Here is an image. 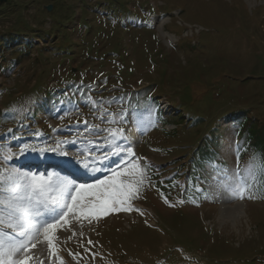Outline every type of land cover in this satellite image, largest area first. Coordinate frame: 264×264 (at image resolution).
I'll list each match as a JSON object with an SVG mask.
<instances>
[{"label":"rangeland","instance_id":"374dc122","mask_svg":"<svg viewBox=\"0 0 264 264\" xmlns=\"http://www.w3.org/2000/svg\"><path fill=\"white\" fill-rule=\"evenodd\" d=\"M0 47V199L12 202L0 214L32 207L31 192H16L10 177L13 162L30 153L35 163L65 159L64 171L46 173L73 180L67 165L85 176L82 159L101 167L95 180L122 159H139L145 179L133 210L70 214L57 229L69 264H264V142L233 137L241 118L264 127V0H8L0 3ZM60 88L74 104L51 103ZM148 95L162 110L154 128L136 120L152 106L128 103ZM116 130L126 139L115 143L134 157L110 155ZM206 138L222 145L216 170L198 184L201 198L185 197L189 159ZM24 146L33 150L21 153ZM241 178L249 185L243 199L229 190ZM47 251L46 241L37 244L31 264H57Z\"/></svg>","mask_w":264,"mask_h":264},{"label":"snow or ice","instance_id":"6c2138e0","mask_svg":"<svg viewBox=\"0 0 264 264\" xmlns=\"http://www.w3.org/2000/svg\"><path fill=\"white\" fill-rule=\"evenodd\" d=\"M119 132V136L116 135ZM123 130H116L113 133L111 143V156L134 157L135 153L131 146L121 147L115 143L117 139H126L122 135ZM59 143V142H58ZM28 146L20 149L21 153L30 151ZM41 152L55 151V149H40ZM62 155H68L62 152ZM106 154L103 159H110ZM5 156L4 159H10ZM85 169L89 164L81 160ZM126 165V167H122ZM145 167L140 165L139 159H122L116 168L112 169L111 175L104 179H97L94 183H76L73 179L60 178L55 173L36 174L30 171L12 170L10 175L18 177L24 183V187L31 192L28 202L32 207L16 208L5 217L0 214V264H31L36 257L31 249L37 244L47 242L48 259L55 257L57 264H65L58 255L56 247V232L58 228L69 225V215L80 217L98 218L111 211L133 210L130 201L137 198L145 179ZM98 169H93L97 171ZM56 176L54 182L53 177ZM136 177L126 180L125 177ZM249 185L241 178L234 186L229 185V190L234 196L243 199L248 191ZM88 197L92 199L89 200ZM252 198V197H249ZM12 202H5L0 199V206L11 208ZM55 213V215H50ZM45 216L43 220H33L31 217ZM11 231L13 238H9L8 231ZM42 237V239H41ZM91 244V241H88ZM69 255H79V253ZM43 264V260L40 261Z\"/></svg>","mask_w":264,"mask_h":264},{"label":"trees","instance_id":"16d2710c","mask_svg":"<svg viewBox=\"0 0 264 264\" xmlns=\"http://www.w3.org/2000/svg\"><path fill=\"white\" fill-rule=\"evenodd\" d=\"M7 42V40L5 41ZM15 42V39L9 40L6 44L3 45V47H7L9 45H12ZM1 48V47H0ZM55 94V95H54ZM54 95V96H53ZM65 95V96H64ZM53 96V97H51ZM49 97H51V102H58L62 100L71 101L70 104H74L72 102V99L69 100L70 97H68V93L63 88H60L54 92L49 93ZM145 99H144V98ZM138 97L137 99H134L133 102H128L130 104L131 108H136L137 111H140V109H146L149 108V106H152L151 110H147V114H143L141 116H138L136 120L143 119L144 122L151 123V127H155V122L158 119H161V111L159 109L158 104L156 103V100L152 99V96L148 95L147 97L142 96ZM140 102V104H139ZM152 104V105H150ZM179 108H181L180 105H177ZM44 105H40V109L43 108L42 111H44ZM64 115V113L61 114V117ZM31 116H34V114H31ZM238 118V117H235ZM178 121H180L181 116H177ZM124 120H127V117L124 118ZM201 120V119H200ZM197 120V121H200ZM238 129H233V137L242 138L244 142L250 144L253 147H259L264 142V130L263 125H260L258 119L250 120L248 119H242L239 120V126ZM252 137L255 138V141H251ZM2 145V144H1ZM202 147L200 148V151H198L197 156L194 158L189 159V163L192 164V166L195 167V170L190 174L189 173V179L191 182H187L186 186L184 187V195L185 197H202V193L197 192V186L200 182H205L206 179L209 177L208 175L204 174L206 171L211 172L212 170H216L213 165L215 163L216 158L219 154V148L222 147V145L217 146L213 139L206 138L202 142ZM237 145V144H236ZM236 156L239 160H241L242 152L240 150L241 144L236 146ZM190 188L188 189L187 187ZM195 195V196H194Z\"/></svg>","mask_w":264,"mask_h":264},{"label":"bare ground","instance_id":"6f19581e","mask_svg":"<svg viewBox=\"0 0 264 264\" xmlns=\"http://www.w3.org/2000/svg\"><path fill=\"white\" fill-rule=\"evenodd\" d=\"M33 154H35V153H30L29 154V159H35L32 155ZM38 156V155H37ZM19 163H22V161L21 162H19ZM67 167H68V169L71 171V172H76L77 173V175L79 174L78 172H79V170H76L75 168H73V167H70L69 165H67ZM96 169H98V168H96ZM75 173V174H76ZM85 176H91V178H93V177H95L96 175H97V173H99V170H97V171H93V170H85ZM10 177H11V182H16V186H15V189H16V192H18V191H20L22 188V185L24 184L21 180H19V178L18 177H15V176H12V175H10ZM96 178V177H95ZM88 182V181H87ZM138 208H140V209H142L143 207L142 206H137ZM239 213V212H238ZM56 243V242H55ZM56 247H57V251H58V255L64 260V262H65V264H69L67 261H66V259H65V256H64V254H63V252H62V249L58 246V244L56 243ZM47 253H48V251H47ZM49 255H50V253H48ZM41 258V257H40ZM45 258V257H44ZM53 259H55V257H53L52 258V260H49V262L51 263V261H53ZM42 259H39V263L38 264H40V261H41ZM48 260V259H47ZM43 264H46V262L45 261H43Z\"/></svg>","mask_w":264,"mask_h":264},{"label":"water","instance_id":"95a60500","mask_svg":"<svg viewBox=\"0 0 264 264\" xmlns=\"http://www.w3.org/2000/svg\"><path fill=\"white\" fill-rule=\"evenodd\" d=\"M8 0H0V3H4V2H7ZM51 6H47V9H50Z\"/></svg>","mask_w":264,"mask_h":264}]
</instances>
